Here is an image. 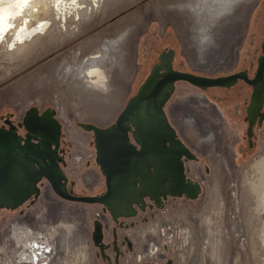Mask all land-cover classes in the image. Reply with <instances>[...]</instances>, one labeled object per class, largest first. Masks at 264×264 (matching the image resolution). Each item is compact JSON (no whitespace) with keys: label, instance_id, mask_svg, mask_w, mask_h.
<instances>
[{"label":"rangeland","instance_id":"1","mask_svg":"<svg viewBox=\"0 0 264 264\" xmlns=\"http://www.w3.org/2000/svg\"><path fill=\"white\" fill-rule=\"evenodd\" d=\"M101 1L99 9L89 13L91 17L87 13L86 20L72 19L67 32L55 26L53 40L51 35L42 36L17 52H0V126L7 118L17 126L32 106L40 111L54 109L62 124L64 171L77 195L105 190L95 162L93 134L77 123L113 124L163 51L175 50L173 67L181 71L215 77L247 69L253 77L264 39V0ZM6 36L11 34L0 37V46ZM198 47L208 52L205 61L197 60ZM212 55L222 59H211ZM92 56L98 57L93 60ZM90 65L100 70L105 89L89 91L90 83L83 77L82 83H75L72 71ZM61 71L68 73L67 78L60 77ZM251 92L242 81L230 88L206 90L178 81L165 105L179 136L198 156L196 162L187 161L188 175L202 184L197 199L176 202L175 214L194 222L190 221L189 243L178 247L183 250L175 256L176 264H264V121L253 126L251 145L244 119ZM185 116H191L202 131L186 122ZM18 131L24 134L22 127ZM208 132L215 134V142L201 141ZM215 179L218 188L212 195L209 188ZM47 186L43 180L33 204L1 210L0 250L5 249L14 221L52 225L63 215L77 225L79 234L70 237L72 248H67L59 264H105L91 238L101 206L61 199ZM43 211L49 216L42 215ZM148 212L131 217L127 221L133 226L119 231L132 240L135 252L140 248L145 252L139 231L151 227L147 236L154 232L157 220L164 219L160 213L152 217ZM106 238L110 240L109 235ZM127 258L135 256L121 255L119 264ZM147 262L152 260L142 256L138 264Z\"/></svg>","mask_w":264,"mask_h":264},{"label":"water","instance_id":"2","mask_svg":"<svg viewBox=\"0 0 264 264\" xmlns=\"http://www.w3.org/2000/svg\"><path fill=\"white\" fill-rule=\"evenodd\" d=\"M239 80L252 87L246 110L247 135L251 138L256 118L259 116V124L264 119V39L252 78L246 70L215 77L181 71L159 56L113 124L102 127L77 123L93 134L95 162L105 185V190L96 195H77L69 188L60 147L62 124L54 109L40 111L32 106L17 126L5 119L6 126H0V212L17 209L27 201L34 203L41 194L43 180L61 199L99 204L116 223L120 218L136 216L137 208L145 211L146 198L157 208L168 197L197 199L202 185L185 172V162L197 156L179 136L165 105L178 81L206 90L229 88ZM20 127L24 134L19 133ZM91 238L94 246L103 251L102 224L97 219L93 221Z\"/></svg>","mask_w":264,"mask_h":264},{"label":"bare ground","instance_id":"3","mask_svg":"<svg viewBox=\"0 0 264 264\" xmlns=\"http://www.w3.org/2000/svg\"><path fill=\"white\" fill-rule=\"evenodd\" d=\"M103 1L105 2V0ZM104 2L101 1L103 4ZM99 4L100 0H0V37H4L8 33L11 34V36H6V38H4V42L0 46V52L1 49H3L2 52L5 54L17 52L33 44L42 36L49 37L51 35V38L49 39L53 40L55 38V34L53 33L55 26H58L59 32H67L72 19H85L87 13L90 16L89 13L97 10V7L99 9ZM100 9H102V7ZM6 31L8 32L5 34ZM61 33H59V35ZM195 45L198 46V43L195 42ZM206 54H208L207 51H204L199 47L197 48L198 61H205L207 58ZM159 56L163 60L168 59L172 62L174 50H165ZM213 56L214 55H212L211 59H222ZM97 57L98 56H92L90 58H93L94 60V58ZM94 63L98 64L96 62ZM90 66L93 67L84 68L86 70H80L77 68L75 71L73 70L74 72L72 71L75 76V83H82L80 77H83L87 78L90 83L88 87L86 86L88 90L90 89L89 91L92 92L94 88L105 89V83L103 81V76L99 72L100 70L94 67V65ZM67 76L68 73L61 71L60 77L67 78ZM185 121L195 124L199 131H202L201 126L199 127L198 123L191 116H185ZM78 139L81 138L79 137ZM214 139H216L215 134L208 132L202 134L201 141L212 142ZM263 166L264 165H262V167ZM259 167L261 169V166ZM211 183L215 186L218 184V181L215 179L214 182ZM216 192L217 190H215L213 194ZM47 214L48 213L45 211L42 212V215ZM59 216L60 219L57 222L55 221L52 225H47L48 223L46 224L42 222H38L37 224L33 223L35 226H38V232L36 234H33L30 229L31 225L27 226L26 224L19 222V220L14 221L10 226L9 235L6 237L7 242H5L4 245L5 251L3 249L0 250V252H2V254H0V264H47V261L54 255L55 259H53V263L59 264L67 248H72L71 246L73 241H70V237L75 234H79L76 224L72 225L68 222L67 217H63V215ZM179 236L181 237L180 246H182L183 243L185 244L187 242L189 234L186 230H183L179 232ZM33 238L35 241L31 243L30 239ZM75 239L79 240L80 236L76 235ZM81 241V244H86L85 241ZM40 256H43L44 259L39 261V259H41ZM182 259H185V255L182 256Z\"/></svg>","mask_w":264,"mask_h":264},{"label":"built area","instance_id":"4","mask_svg":"<svg viewBox=\"0 0 264 264\" xmlns=\"http://www.w3.org/2000/svg\"><path fill=\"white\" fill-rule=\"evenodd\" d=\"M186 169H187V165H186ZM186 169H185L186 175L189 178L193 179L192 177L188 175V171H187L188 169L187 170ZM193 180L198 181L196 179H193ZM71 182H74V181H71ZM198 182L201 184L200 181ZM171 198L172 199H170L169 202L165 206L162 205L161 207H158L157 211L151 214V216L153 217L156 213H160L161 215H163L164 219L162 221L157 220V222L155 223L156 228L154 229L153 233H149L146 242L142 243L140 241V244L141 246L144 247L145 252H142L141 248H140L141 251L137 250V252H135L136 249L133 246L132 250H130L129 252H126L124 255L128 256L132 253L135 256V259L130 260L127 258L125 260L126 261L125 264H138V262H140L139 256H149V259L152 260V262H147L145 264H176L175 256L177 257L178 251L180 249L178 248L179 246H178V241H177L178 239L177 230L180 226L187 227V229L191 230L190 226L193 220L187 219L189 220L187 221L185 218H181L177 216V214H175L174 212L175 207H177L176 202L178 205H180L179 202H182V200L185 201V200H190V199H187L184 196L171 197ZM170 203H172L171 206L168 205ZM95 219L101 222L104 229H109V225L111 221H110V216L107 212H103L102 210L99 211L95 215ZM146 221H148V219L145 220V222ZM130 226H133V225H130ZM145 231H147V233L152 232L151 227L146 228ZM128 239L130 240L129 237ZM130 241L132 243V240ZM152 244H154L153 252H152L153 256L150 257V254H148V250L152 246Z\"/></svg>","mask_w":264,"mask_h":264},{"label":"flooded vegetation","instance_id":"5","mask_svg":"<svg viewBox=\"0 0 264 264\" xmlns=\"http://www.w3.org/2000/svg\"><path fill=\"white\" fill-rule=\"evenodd\" d=\"M261 48V47H260ZM175 59V50H174V57H173V60ZM173 60H172V65H173ZM256 68H257V66H256ZM244 70H246L247 72H248V70L247 69H244ZM241 71V70H240ZM248 76H249V78H252L250 75H249V72H248ZM240 81H242V82H244L245 84H247L248 86H250L251 87V85H249L248 83H246L245 81H243V80H239L238 82H240ZM237 82V83H238ZM236 83V84H237ZM235 84V85H236ZM234 86V85H233ZM230 88V87H229ZM252 88V87H251ZM201 95V97H202V100L204 101V102H208L207 100V98L205 97V95L203 94V93H201L200 94ZM250 100V99H249ZM249 104V103H248ZM247 107H248V105H247ZM247 107H246V110H247ZM264 108V107H263ZM246 110H245V112H246ZM263 110V109H262ZM261 110V111H262ZM246 116H247V113H246V115H245V117H244V119H245V121L247 122V129H248V121L246 120ZM4 120L5 119H3V123L1 124V125H4V126H6L5 124H4ZM258 120H259V116L256 118V120H255V122H254V124H253V126L254 125H261V124H259L258 123ZM263 121H264V119H263ZM262 121V122H263ZM261 122V123H262ZM253 126H252V131H253ZM247 129H246V134H247ZM248 136V135H247ZM252 137V136H251ZM248 139H249V141L251 142V145H252V140H251V138H249L248 137ZM216 141V139H214L213 140V142H215ZM196 154V153H195ZM197 156V155H196ZM63 157H64V155H63ZM187 161H194V162H196V161H198V156H197V159L196 160H187ZM187 161L185 162V169H186V163H187ZM193 165H196V164H193ZM194 168V167H193ZM187 170V169H186ZM195 171V170H194ZM197 173V172H196ZM214 182V181H213ZM50 189V186L48 185L45 189ZM69 188H70V184H69ZM210 188H211V190H210V192H211V194H213V192H215V190H217V188H218V184L217 185H213L212 183L210 184ZM170 199H172L171 197H168L166 200H164L163 202H162V205H166L168 202H169V200ZM36 201V200H35ZM34 201V202H35ZM145 201H146V208H145V211H141L139 208H137V210H138V213H137V215L139 214V213H145V212H148V213H150V214H153V212H156L157 211V207L154 205V203H153V201H151L149 198H146L145 199ZM27 202H29V201H27ZM26 202V203H27ZM33 204V203H32ZM101 210H102V206H101ZM48 215V214H47ZM49 216V215H48ZM51 216V215H50ZM130 218H127V219H124V218H120L119 220H118V222L116 223V222H114L113 220H112V218L110 217V221H111V225H109V229H104L103 228V226H102V231H103V238H102V244H103V246H104V249H103V251H101L99 248V253H98V255H100L101 256V258L104 260V261H106V263L105 264H119V259H120V256L121 255H124L126 252H129L130 250H132V247H133V245H132V243H131V241L128 239V236L127 235H121L120 233H119V231H120V229H128V227H130V225H133V223L132 222H129V221H127V220H129ZM143 219L144 220H147L148 218L146 217V216H144L143 217ZM20 222H21V220H20ZM28 222V221H27ZM45 222V221H44ZM43 223V222H42ZM120 223H122V225L120 226ZM30 225H31V230H32V232H33V234H36L38 231H37V229H38V226H35L33 223H30ZM33 229H35V230H33ZM183 230H186L187 232H188V234H189V236H188V240H187V242L185 243V244H187L188 243V241H189V239H190V237H191V233H190V229H187V227H183V226H180L179 228H178V239L180 240L179 241V243H178V246L180 247V245H181V237L179 236V232L180 231H183ZM19 231V230H18ZM31 232V233H32ZM45 232V231H44ZM140 232V241L142 242V243H144V242H146L147 241V237H148V235L147 236H145L144 234H147V232L146 231H144V232H142L141 230L139 231ZM8 233H9V231H8ZM130 233L131 234H134L135 232L134 231H130ZM110 236V240H106L107 238V236ZM34 236V235H33ZM38 240V239H37ZM35 241V239L33 238V239H30V242L32 243V242H34ZM39 241V240H38ZM89 243H90V240H89ZM184 244V245H185ZM153 245L154 244H152V246L149 248V250H148V254H150V257L151 256H153L152 255V252H153ZM183 246V245H182ZM5 247V246H4ZM3 247V248H4ZM12 248V247H11ZM179 250H183V249H179ZM5 251V250H4ZM49 253V252H48ZM46 254V253H45ZM184 256V255H183ZM41 257V259H39V261L40 260H42V259H44V257L43 256H40ZM148 258H149V256H147ZM180 258L182 259V255L180 256ZM142 260V256H139V261H141ZM182 260H184V259H182ZM51 261V262H50ZM22 262H24V261H22ZM52 262H53V260H52V258L51 259H49L48 261H47V264H52ZM3 264V263H2ZM26 264V263H25Z\"/></svg>","mask_w":264,"mask_h":264}]
</instances>
